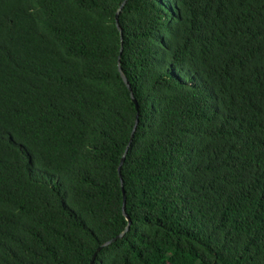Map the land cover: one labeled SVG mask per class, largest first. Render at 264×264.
<instances>
[{
  "label": "trees",
  "instance_id": "16d2710c",
  "mask_svg": "<svg viewBox=\"0 0 264 264\" xmlns=\"http://www.w3.org/2000/svg\"><path fill=\"white\" fill-rule=\"evenodd\" d=\"M96 253L264 264V0H0V264Z\"/></svg>",
  "mask_w": 264,
  "mask_h": 264
},
{
  "label": "water",
  "instance_id": "95a60500",
  "mask_svg": "<svg viewBox=\"0 0 264 264\" xmlns=\"http://www.w3.org/2000/svg\"><path fill=\"white\" fill-rule=\"evenodd\" d=\"M124 6H125V2L123 3V5L121 6V8L119 9V11H118V13H117V15H116V22H117V26H118V28H119L120 31H121V29H120V26H119V21H118V19H119V15H120L122 9L124 8ZM121 40H122V42H123V33H122V31H121ZM122 50H123V47L121 48V51H122ZM121 51L119 52V56H118V71H119L120 73H121V70H120V67H119V59H120ZM121 77H122V80H123L124 84L126 85L127 89L130 91V97H131V100H132V102L134 103L135 108H136V110H137V109H138V107H137V103H136L135 98L133 97V94L131 93L130 87H129V85H128L126 79H125V77H124L122 74H121ZM137 123H138V120L136 119V120H135V123H134V126H133V129H132V132H131V134H130L129 143H128L127 147L125 148V151H124V153H123V155H122V157H121V160H120V163H119V167H118V172L121 171L120 168H121V166H122V164H123V162H124V160H125V156H126V153H127L128 147H129L130 143L132 142V139H133V136H134V133H135L136 127H137ZM122 189H123V194H124V197H125V191H124V186H123V184H122ZM125 203H126V199L124 198L123 213H124L125 217H126L127 220H128V225H127L126 229H125L120 235H118L116 238H114V239H112V240H110V241L104 243V244L98 249V251H100V250H102L103 248H106V247L112 245V244L115 243L117 240L123 238V237L126 235V233L129 231L130 226H131V220H130V218H129V217L127 216V214H126ZM96 256H97V253L94 255L91 264H93V263L95 262V260H96Z\"/></svg>",
  "mask_w": 264,
  "mask_h": 264
}]
</instances>
